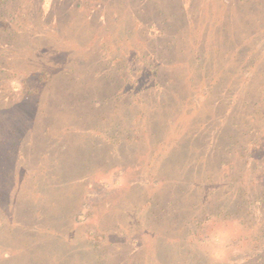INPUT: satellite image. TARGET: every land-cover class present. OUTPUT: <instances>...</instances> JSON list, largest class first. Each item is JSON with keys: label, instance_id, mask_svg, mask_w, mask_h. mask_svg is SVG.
<instances>
[{"label": "rangeland", "instance_id": "obj_1", "mask_svg": "<svg viewBox=\"0 0 264 264\" xmlns=\"http://www.w3.org/2000/svg\"><path fill=\"white\" fill-rule=\"evenodd\" d=\"M178 1L193 41L169 0L6 6L0 264H211L196 241L213 216L245 225L232 264H262L264 152L240 151L253 113L235 99L264 72V0Z\"/></svg>", "mask_w": 264, "mask_h": 264}, {"label": "trees", "instance_id": "obj_2", "mask_svg": "<svg viewBox=\"0 0 264 264\" xmlns=\"http://www.w3.org/2000/svg\"><path fill=\"white\" fill-rule=\"evenodd\" d=\"M16 1L17 0H0V34L7 33V35L9 36L10 42L16 39L17 34L14 30L9 29L8 20L11 16V13L8 12L9 10L5 8L6 6L8 7L9 4H12ZM146 1H147V4L152 2V0H146ZM158 1H161L164 3L166 0H156L155 3H157ZM169 1H172L173 4L176 3L175 4L176 10L179 9L181 12V13H178V18H179V21L183 22V25L181 27H177L178 35L181 34L182 39L187 38L193 41V25H195V23L193 24L192 20H187L191 17L192 8H190V6L192 5V1H189L187 3V8L186 6L184 7V3L179 4L178 0H169ZM159 9L161 13L163 9L162 8H159ZM163 15L165 14L163 13ZM164 17L165 18L162 19L161 21L162 23L170 21V17H167V16H164ZM177 36L176 38L173 39V41L167 40L166 45L172 44L173 42L178 43ZM0 40H2L1 37H0ZM249 59H250L249 61L255 65L258 62V55L250 54ZM160 60H163V59L160 58ZM160 63L162 64V61H160ZM158 70H161V69L158 68ZM162 76L166 78L165 74L159 75V78L154 76V78H157V85L161 87L164 86V82L166 83V80H164V78L161 80ZM243 87H245V90L244 92H242L236 97L235 99L236 104L241 103L242 105L241 114L243 118H245V114H247L248 112L251 114L253 113V118H252L253 122H251L248 119H245V121H243L244 124L240 126L241 128H239V129H242L241 131L243 133L250 136L249 139H246L245 142L241 144L240 151L242 153L244 152L245 156H251V154L254 153V151L257 148L264 152V122L259 121V119H262L264 121V72L260 74L259 80L257 81L256 80L253 81V78L252 79L246 78L245 84ZM96 99L97 98L95 97L94 100ZM239 129L237 130L239 131ZM0 134L1 136H6V133L0 132ZM20 138H21V135H18V137L13 138L14 139L13 145H15L16 139L19 140ZM13 145L9 146V148L6 150L7 153L10 151L11 146L14 147ZM233 145L234 143H230L227 145L225 144L224 148L227 150H230L233 147ZM11 151H13V148L11 149ZM223 158L224 157L221 154V155H218L217 159L219 161L222 160V163H223V160H224ZM253 197L255 200L258 199V201L261 203L260 205L264 208V193H260L257 196L254 195ZM251 200L252 199H250L249 201L250 203H251ZM263 232H264V229L261 231V233ZM262 236L264 237V234H259L258 236L254 237L252 239V244L250 243L248 247L252 253V254L249 253V258L251 259L254 257L258 259L259 261H263L262 264H264V238H262Z\"/></svg>", "mask_w": 264, "mask_h": 264}, {"label": "clouds", "instance_id": "obj_3", "mask_svg": "<svg viewBox=\"0 0 264 264\" xmlns=\"http://www.w3.org/2000/svg\"><path fill=\"white\" fill-rule=\"evenodd\" d=\"M203 227L205 231L201 233L196 243L209 257L211 264H232L231 257L246 247L244 237L247 232L240 220L223 221L213 216Z\"/></svg>", "mask_w": 264, "mask_h": 264}]
</instances>
